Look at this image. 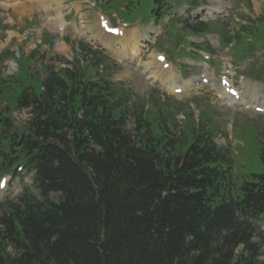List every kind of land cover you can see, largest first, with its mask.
<instances>
[{
    "label": "trees",
    "instance_id": "16d2710c",
    "mask_svg": "<svg viewBox=\"0 0 264 264\" xmlns=\"http://www.w3.org/2000/svg\"><path fill=\"white\" fill-rule=\"evenodd\" d=\"M85 72L0 77V177L34 190L0 202V264H264V141L237 183L209 124L175 131L166 105L148 115Z\"/></svg>",
    "mask_w": 264,
    "mask_h": 264
},
{
    "label": "rangeland",
    "instance_id": "374dc122",
    "mask_svg": "<svg viewBox=\"0 0 264 264\" xmlns=\"http://www.w3.org/2000/svg\"><path fill=\"white\" fill-rule=\"evenodd\" d=\"M113 1L104 4L100 0H0V55L8 51L16 53L23 62L30 63L33 72L42 78L45 77L46 66L60 70L69 66L66 62L74 63L77 59L87 62L86 50L101 52L99 45L103 43L100 40L101 35L98 34V22L102 16L97 10V5H102L106 13L112 11L113 18H118L117 25L125 31L123 32L129 43L128 48L124 47L123 43H119L116 46L119 49L113 48V53H105L112 60L110 64L112 69L110 71L103 67L99 70V77L107 81L122 83L125 90H128L132 95V107L140 106L148 115L158 114L161 107L166 105L167 107L162 108V115L173 128L178 126L177 130L174 129L175 131L180 129L182 132L188 126L196 124H209L216 135V143L229 150L232 156L235 166L233 178L237 183L250 175V172H259L261 169L257 158L261 141H264V113L255 112V106L251 105L248 108L230 106L225 99H221L218 90L221 88L220 79L225 75L231 77L238 93L244 98L245 95L250 96L249 94H251L247 92L250 89L249 85H255L259 90H264L263 84L256 83L246 76L250 69H255L259 73H254L252 79L264 80V51L256 55L261 49L264 50V0H208V8L204 9L207 15L202 13L197 16L198 19L205 21L208 15L217 16L216 21L211 24V31L215 35L207 37V39L189 38L187 49L184 51L181 47L183 54L179 53L177 36L171 35V42L175 45L168 41L167 36L169 33H173V27H170L168 33L165 25L153 29L149 25H139L138 23L123 24V22H132L135 14L139 11L136 7V0ZM21 4L22 6L29 5L28 9L31 14L20 16L15 8ZM143 4L144 1H142ZM186 9L187 5L180 8L175 15H170V19L177 21V19L185 18ZM211 11H215L216 14ZM196 14V12L192 13V17ZM61 16H63L65 28L56 31L60 25ZM142 17L144 15L140 14L139 18ZM167 21L168 19L164 24ZM28 23H33V26L24 31V25ZM134 30L136 32L144 30L147 39H139V34L133 32ZM249 34H254L251 42L247 41ZM227 36L239 41L237 57L249 59L237 62L234 58H228V51L219 47L221 39ZM47 37H49V41L45 42ZM136 40L139 43L141 40V44L146 43V45L144 44L142 50L133 54L130 49L133 43H137ZM204 41L208 42L213 50L212 53L208 52L206 55L210 56L211 60H215L217 57L222 60V64L217 62L218 67L213 66V62H208V66L212 65L209 69L212 82L209 85L196 83L199 75L205 69L192 68L189 56L190 53H193V49H197L196 46ZM182 46L185 47L183 41ZM164 53L170 57L168 62L170 70H172H168L167 73H165L166 70L162 71L161 69L163 64H160V67L155 61L158 55ZM125 57H127L126 59H139L141 66L125 65L123 62ZM196 60H200V58ZM18 66L16 61L6 60L2 65L3 77L19 74ZM180 66H189L192 70H182ZM197 67L202 68L201 66ZM86 68H88L86 74L94 76L95 70L91 69L88 63ZM218 69H220L219 72ZM150 73H154L158 80H155L153 75L148 79ZM164 73L167 78L172 76L170 79H177L174 81L173 87L176 90L182 89V94H175V89H172L173 92L171 88L164 85L162 82ZM236 73L240 79L235 78ZM190 83L192 85H187ZM259 96L261 95L259 94ZM250 100L254 102L252 97ZM263 101L264 99L259 100L260 104ZM18 115H15L17 122L19 121L18 124L27 122L26 112ZM132 126L133 124L129 123V128ZM30 178L31 176L25 175L24 183L21 185L18 180L12 183L7 179L10 186L3 191L0 190V200L13 198L20 194L24 188L34 192ZM261 227L264 231V223Z\"/></svg>",
    "mask_w": 264,
    "mask_h": 264
},
{
    "label": "bare ground",
    "instance_id": "6f19581e",
    "mask_svg": "<svg viewBox=\"0 0 264 264\" xmlns=\"http://www.w3.org/2000/svg\"><path fill=\"white\" fill-rule=\"evenodd\" d=\"M12 4V3H11ZM26 5V4H25ZM9 6H10V4H9ZM15 6V5H14ZM28 8H30L29 7V5L28 6H22V4H21V6L19 5V6H16V8H15V10H17L19 13H20V16H25V15H29V14H31L30 13V10L28 9ZM33 8V7H32ZM212 12V11H211ZM62 25H63V23H61V26L60 27H62ZM103 28H104V26H103ZM101 33H103L102 34V36H101V38H100V40H101V42L103 41V44L105 45V47L107 48V49H109L110 50V48H111V45H112V43H113V40H116L113 36H109V35H107L105 32H104V30H102V32ZM123 33V35H122V38H123V40H121L120 42L122 43V41H123V45H125L124 47H127L128 46V40H127V38L125 37V33L124 32H122ZM122 33H120V35L122 34ZM135 36V35H134ZM138 39V38H137ZM127 40V41H126ZM118 41V40H117ZM130 41H132V39H130ZM135 42H137V43H133V45H132V47H133V49H132V51L133 52H135L136 50H139V48H140V43H139V41H135ZM131 43V42H130ZM110 46H109V45ZM132 44V43H131ZM122 45V46H123ZM131 51V52H132ZM129 59V60H128ZM128 59H126L125 60V62L126 63H130V64H135L137 67L140 65V62H139V59H137V60H133V58H128ZM141 66V65H140ZM139 66V67H140ZM171 71V70H170ZM172 74V73H171ZM151 75H153V77H154V79L155 80H158V78H157V76L156 75H154V73H150V75L148 76V79H150V77H151ZM168 75V74H167ZM169 76H171V75H169ZM152 78V77H151ZM170 78H172V76L170 77ZM170 78H165V77H163L162 78V82L166 85V86H168V88H171V89H175L176 90V88L175 87H173L174 86V81H176V80H172V79H170ZM161 81V80H160ZM178 83V82H177ZM192 83H190L189 85H191ZM194 84V83H193ZM188 85V84H187ZM221 93H224V91H223V89L221 90ZM258 97V98H257ZM260 97L259 96H254L253 97V99H259ZM227 100H229V98L227 97ZM231 104L232 105H237V106H240V105H244L245 104V102L243 101V100H241V101H239V103L237 102V104L236 103H234V101H231Z\"/></svg>",
    "mask_w": 264,
    "mask_h": 264
},
{
    "label": "snow or ice",
    "instance_id": "6c2138e0",
    "mask_svg": "<svg viewBox=\"0 0 264 264\" xmlns=\"http://www.w3.org/2000/svg\"><path fill=\"white\" fill-rule=\"evenodd\" d=\"M3 184V181H0V185H2Z\"/></svg>",
    "mask_w": 264,
    "mask_h": 264
}]
</instances>
